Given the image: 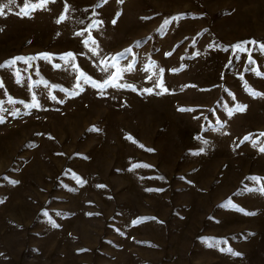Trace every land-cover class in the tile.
Returning <instances> with one entry per match:
<instances>
[{"label": "rangeland", "instance_id": "1", "mask_svg": "<svg viewBox=\"0 0 264 264\" xmlns=\"http://www.w3.org/2000/svg\"><path fill=\"white\" fill-rule=\"evenodd\" d=\"M28 2L0 16V264H264V0Z\"/></svg>", "mask_w": 264, "mask_h": 264}, {"label": "snow or ice", "instance_id": "2", "mask_svg": "<svg viewBox=\"0 0 264 264\" xmlns=\"http://www.w3.org/2000/svg\"><path fill=\"white\" fill-rule=\"evenodd\" d=\"M15 2V0H7V3L6 4H0V16H3L5 14V8L9 7L10 5H12L13 3ZM50 2H53V0H40V3L39 4H36V5H33L31 4L30 0L28 3H26L25 5V8L22 10L21 13H17L18 15L22 14V15H25V16H28L31 14V11H35L37 8H46L47 7V4L50 3ZM104 2H107V0H104ZM175 19H178L177 17H174L173 20ZM59 22V21H58ZM113 23H115V21H113ZM172 23L171 20H166L164 22L165 26ZM250 43H254V42H250ZM262 48H264V46H262ZM126 52H130L131 50H125ZM121 57L124 56L123 53L119 54ZM16 59H23V58H16ZM116 59V58H114ZM27 62V61H25ZM251 63V61H250ZM12 64H15V60H13L9 65L8 67H11ZM112 66H115V65H112ZM0 67H3V66H0ZM129 70H131V67L129 68ZM104 71H107V69H104ZM258 75H264V74H261V73H257ZM19 82V81H18ZM87 82V81H86ZM107 84L109 85H112V80H109L106 82ZM2 86V85H0ZM97 87H100V88H103L105 85H95ZM113 86H116V85H113ZM160 85L158 84L157 87H159ZM145 91H148V92H151V89H146ZM246 91L249 92L250 95H258V93L254 92V90L250 89V88H247ZM261 95H264V94H261ZM29 107H38V104L37 105H29ZM0 110H3V109H0ZM183 110V109H182ZM237 111H243L244 108L242 106H238ZM0 122H3V118L0 117ZM264 135V134H262ZM245 139H250V137H246ZM261 151H264V147H262L260 149ZM13 183H15V181H13ZM246 191H253L254 189H245ZM259 191L261 192H264V187L258 189ZM240 211H243L242 209H238ZM250 214V213H249ZM54 227H56L57 225L53 224ZM229 252H231V249H228ZM233 255H240L239 253H235V252H232Z\"/></svg>", "mask_w": 264, "mask_h": 264}]
</instances>
